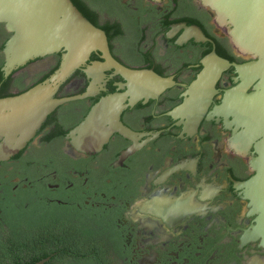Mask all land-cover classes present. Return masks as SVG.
<instances>
[{
	"label": "flooded vegetation",
	"instance_id": "obj_1",
	"mask_svg": "<svg viewBox=\"0 0 264 264\" xmlns=\"http://www.w3.org/2000/svg\"><path fill=\"white\" fill-rule=\"evenodd\" d=\"M78 1L95 13L115 58L175 83L124 109L122 122L139 133L141 146L122 161L134 141L120 133L97 153L79 152L67 138L96 102L117 90L124 81L119 74L106 71L105 90L58 106L24 150L0 162V225L7 229L11 219H20L27 254L60 244L51 264H264V233L256 230L262 211L240 186L258 173L262 137L249 133L235 112L219 109L226 92L242 82L239 73L234 67L222 73L193 132L185 130V118L169 114L218 42L237 63L256 58L234 46L229 28L203 0ZM195 27L208 40L178 43ZM93 60L101 54L93 52L88 64ZM56 63L57 55H50L15 75H25L28 86ZM83 68L58 97L88 88L92 79ZM13 87L15 94L21 90ZM89 233L95 245L74 255V239L88 241Z\"/></svg>",
	"mask_w": 264,
	"mask_h": 264
},
{
	"label": "water",
	"instance_id": "obj_2",
	"mask_svg": "<svg viewBox=\"0 0 264 264\" xmlns=\"http://www.w3.org/2000/svg\"><path fill=\"white\" fill-rule=\"evenodd\" d=\"M203 2L215 9L219 22L229 28L234 46L252 54L256 60L237 63L219 55L214 48L202 59L203 68L187 87L183 101L169 114L185 118V130L193 132L213 102L222 73L231 67L236 69L242 82L226 92L219 109L235 112L249 133L262 137L258 142V173L240 186L246 188L255 207L262 211L256 230L264 233V0ZM0 23L11 33L3 47L1 69L6 78L41 58L61 53L58 68L46 79L24 92L0 97V162L24 150L58 106L105 90L108 70H113V75L119 74L124 81L117 83L116 91L96 102L85 118L67 133V138L77 151L97 153L114 133H120L134 141L122 152L121 161L141 146L137 142L139 133L122 122V112L139 101L159 97L174 85L171 77L120 62L112 54L106 31L87 18L73 0H0ZM189 37L208 40L195 27L181 35L178 43ZM93 52H99L101 60L88 64ZM80 68L92 79L88 88L81 94L58 97L61 87ZM255 81V91L245 94L248 85ZM50 259L47 256L32 264H46Z\"/></svg>",
	"mask_w": 264,
	"mask_h": 264
},
{
	"label": "trees",
	"instance_id": "obj_3",
	"mask_svg": "<svg viewBox=\"0 0 264 264\" xmlns=\"http://www.w3.org/2000/svg\"><path fill=\"white\" fill-rule=\"evenodd\" d=\"M73 2L84 13L85 16H87L94 24L98 26L97 18L93 11L84 8L78 0H73ZM0 33H1L0 36L4 37V39L0 43V51H2L5 42L10 36V33L9 34L7 33L4 24L1 23H0ZM217 52L218 54L228 58L231 61L236 60V58L232 55L230 50L226 49V47L220 44L219 42H218ZM56 55H57V63L50 70L42 73V76L38 78L34 83L25 86L22 82L21 77L16 78L15 72L17 71H15L12 75H10L7 78L4 76V73L1 69L4 64V54L1 53L0 54V97L14 95L15 93H13L12 90H13V85L15 83H17L18 86H21V90L18 92L21 93L26 91L33 85L46 79L51 73L55 71V69L58 68L60 64L61 53H57ZM112 91H114V89H112ZM64 133L65 132H63V134ZM8 226L9 228L6 229L2 225H0V264H32L44 257L53 255V252L56 251V248L60 246V244H54V243L42 244L41 250L32 249L31 252L27 254L25 253L26 249H24L23 247L24 240L22 238L23 235L20 227V219L19 218L11 219ZM91 235L92 234L89 233L88 241H79L74 239L72 244L74 255H82L85 253L86 246L95 245V243L92 241L93 239ZM46 264H51V261H49Z\"/></svg>",
	"mask_w": 264,
	"mask_h": 264
},
{
	"label": "rangeland",
	"instance_id": "obj_4",
	"mask_svg": "<svg viewBox=\"0 0 264 264\" xmlns=\"http://www.w3.org/2000/svg\"><path fill=\"white\" fill-rule=\"evenodd\" d=\"M15 76H16V78L21 77V78H22V82H23V80H24V78H25V75H22V74H19V73H17ZM14 85L16 86L17 83H15ZM14 85H13V86H14ZM13 90H15V87H13Z\"/></svg>",
	"mask_w": 264,
	"mask_h": 264
}]
</instances>
